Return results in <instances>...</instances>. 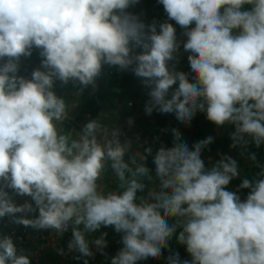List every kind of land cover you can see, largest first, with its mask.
<instances>
[{
	"label": "clouds",
	"instance_id": "obj_1",
	"mask_svg": "<svg viewBox=\"0 0 264 264\" xmlns=\"http://www.w3.org/2000/svg\"><path fill=\"white\" fill-rule=\"evenodd\" d=\"M138 2L0 0V218L59 236L71 230L67 249L84 264L94 255L90 245L107 255V233L90 238L107 227L122 244L110 264L156 260L164 249L166 264H264V167L240 183L249 189L242 201L227 190L240 174L235 159L222 155L205 167L202 151L213 137L190 148L172 129L171 147L125 159L132 141L121 142L119 128L97 119L80 131L63 127L73 107L52 90L54 81L78 84L79 95L96 89L107 65L131 69L149 89L146 114L174 113L189 126L201 112L217 127L234 126L232 148L264 145V0H158L184 41L172 23L157 31L155 21L146 25L127 11ZM181 44L189 73L169 66ZM33 48L44 70L26 79L17 75L19 62ZM173 237L191 260L171 252ZM0 264H30L10 235H0Z\"/></svg>",
	"mask_w": 264,
	"mask_h": 264
},
{
	"label": "rangeland",
	"instance_id": "obj_2",
	"mask_svg": "<svg viewBox=\"0 0 264 264\" xmlns=\"http://www.w3.org/2000/svg\"><path fill=\"white\" fill-rule=\"evenodd\" d=\"M150 1L151 2L148 3V0H139L137 4L130 6L127 9V11L133 15L138 16L139 19L143 22H146L145 20L148 18V16H143V15L148 14L149 16H152V12L155 9V7L158 8L159 16H167V14L163 9V5L160 4L158 0H150ZM143 7L144 8L148 7V10L144 12L143 11L139 12L141 9L144 10ZM157 26L159 27L158 23ZM176 33L178 40L184 41L187 39L182 34H179L177 30ZM136 51L139 52L140 49H137ZM176 56L177 58L175 60L169 62V66L171 67L174 65L176 71L189 73L190 66L187 60V53H182V44H181V51L177 53ZM41 60L42 58L39 55V50L33 48L31 56L21 57L17 75L22 76L26 79H31V73L34 70L36 69L44 70L41 65ZM3 62L4 61H0V63ZM123 71L124 73H119V74L121 75L129 74L132 77L133 83L130 82L131 84L130 98L132 99L133 105L131 107L127 105V103L129 102V98L128 99L120 98L118 95L115 96L109 92H104L107 90L105 87L107 84L106 82L107 78L105 77L107 75L118 74L113 71V67L104 65L101 76L98 77L96 80V89L94 90L91 85H90V89L91 90L93 89L92 92L96 90L97 92H99L101 90L103 93L102 98L98 100L100 109H99V114L98 116H96L95 119L100 120L110 129L119 128L121 131V136H120L121 142H124L125 140L132 141V150L130 153L126 155L125 159H128L129 156H131L137 151L143 153L144 149L147 147H151L153 151V146H151V143L149 142V137L153 134L157 135L156 142L158 143V145L161 144V146L171 147L173 141L172 129H177L181 134L182 142L187 143L191 148V146L196 142L194 139H190L188 130L191 128V126H189L188 128L179 126V124L174 121V118L170 117V115L168 114H161L156 111H153L151 115L146 114L145 105L149 100V96L147 95L149 90L143 86L141 79L136 77L131 71V69L123 70ZM110 72L112 73L110 74ZM189 79L191 80V77H189ZM52 90L55 92V94L58 97L63 98L66 101V103L70 104V107H73L70 109L68 113L69 119L64 122L63 126L69 127V130L71 131L82 130L87 122L88 116L87 115L83 116L81 115L82 113L79 112H82V110L85 109L84 104L85 102L87 103L89 101L88 98L87 99L85 98L86 96L84 97V99L82 97V95H84L83 94L84 89L82 92H80L79 95H76V93L80 90V86L78 84L74 85L70 81L67 85H62L59 80H55ZM130 118L133 121L131 125H129L128 123ZM201 123L204 124V122ZM201 123L200 125H202ZM212 126L215 127V132L219 133V138L222 137L228 138V140L226 141L228 144H230V146L229 147L227 146L228 148L226 146H222L226 148H222V147L219 148V146L216 147L215 144H218L217 140L213 139V142L208 146V148L202 151L201 158L205 161L206 168H210L216 162V159L218 158L219 160V158L222 155H228L237 161L240 174L238 178H235L230 182V184L227 186V190L236 192L243 201L246 199L249 193V189H239L240 183L245 178L249 180H253L257 178L256 174L261 170V167H264V163L257 160L252 161L251 159H249V155H250L249 152L250 149L255 146L254 143L250 142L246 150L240 148L239 146L236 148L231 147L232 140L230 138V134L234 132L233 125H225L223 127H217L215 124L212 123ZM212 134L213 131L209 130L208 133L204 135V139H206L207 137H212ZM168 139L170 140L167 143ZM246 139L250 140L249 137H246ZM241 152H244V155H241ZM153 166L154 167L152 168V173L154 174L155 165L153 164ZM105 183L108 185L109 188L115 187V185L112 183L110 179V173L106 175ZM27 198H31V197L26 196L25 201L27 200ZM13 200L17 205L25 202L24 197L16 198L13 196ZM7 220L9 222V226L20 227V225L12 223L10 217L8 216H7ZM105 232L107 233L105 239L107 240L108 243L104 252L107 255L101 254L99 251L95 249L94 246L90 245V247H92V251L94 255L92 257L86 258L88 259V264H93L94 262H97V264L110 263L111 258L122 247V244L120 242L121 234L116 233L112 227L102 228L98 232L92 234V237L90 238H98L102 233ZM33 233L35 236H37L36 240L32 242L33 246L17 247L18 251L22 249L24 253L27 254L30 258L33 254V251L37 250L39 256H41L40 264H55L57 260L54 259V256L52 254L54 246H52V242L50 241V238L52 236H55L56 234L51 230H46V231L42 230L41 232L33 231ZM57 247L63 248L64 244L61 243ZM177 252H179L181 258H183V256L187 254L185 247ZM76 256L77 254H73L66 251L64 255H60V258L62 259V257H64L66 260H68L65 262L66 264H84L85 258L77 259ZM164 256L166 255H165V251L163 250L162 256L160 258L156 260L149 259L145 261H139L137 262V264H155L154 262H158V264H165L166 259H164L165 258Z\"/></svg>",
	"mask_w": 264,
	"mask_h": 264
},
{
	"label": "trees",
	"instance_id": "obj_3",
	"mask_svg": "<svg viewBox=\"0 0 264 264\" xmlns=\"http://www.w3.org/2000/svg\"><path fill=\"white\" fill-rule=\"evenodd\" d=\"M111 73L112 72H110V74ZM105 78H107V81H106L107 84L105 86L107 90L104 92H109L115 96L118 95L120 98H126V99L129 98L130 99V97H131L130 96L131 95L130 94V91H131L130 90V86H131L130 82H132V77L129 74L128 75H121L118 73V74L107 75ZM176 86H178V85H176ZM176 86H173V87H176ZM92 90L90 89V85L84 89V92H83L84 95H82V97L84 99V97L86 96L85 98L86 99L88 98L89 101L87 103L85 102V104H84L85 109L82 110V112H79V113H82L81 115H83V116H86V115L88 116L87 122L89 120L95 119L96 116H98L99 109H100L98 100L100 98H102V96H103V93L101 90L99 92H97V90L92 92ZM168 115H170V117L174 118V121L176 123H178L179 126H182L185 128H188L189 126H191V128L188 130L189 135H190V139L197 140V142L200 140H203L204 135H206L209 130L210 131L212 130L213 131L212 137H213V139H216L217 143H218V144H215L216 147L219 146V148H221L222 146H226V147L230 146V144H228L226 141V140H228V138H226V137L219 138V133L215 132V127H213L212 123L206 119V115L204 113L199 112V114H198V112H197L196 115L191 120L189 126H184L183 124H180L176 120L174 113H170ZM78 121H80V120H78ZM201 122H204V124ZM200 123L202 125H200ZM63 127H64L65 131L69 130V127H67V126H63ZM156 139H157V135H155V134H153L149 137V142L151 143V146H153V155L161 147V144L158 145V143L156 142ZM169 140L170 139L167 140V143L169 142ZM153 141H155V142H153ZM220 143H221V145H220ZM226 147H222V148H226ZM252 153H254L256 155L257 161L258 160L264 161V145H261L259 148H257L256 146L252 147L250 149L249 154H252ZM216 161H218V158L216 159ZM145 162H146V166L149 167L152 171V168L154 167L153 163H152V156H148V158ZM141 194L142 193H138V195H141ZM18 214H16V215H18ZM2 219L9 226L7 216H5ZM0 231H1L0 233L5 234L8 231V229L4 228L3 225L0 224ZM169 248L171 249V252L174 253V252H177V251L183 249L184 246L177 244L175 237H173V239L171 241H169ZM164 251H165V255H166V256H164L165 257L164 259H166V257L170 254V252L168 249H164ZM181 260H191V257L187 253L185 256H183V258H181ZM154 263L158 264V262H154ZM107 264H110V263H107Z\"/></svg>",
	"mask_w": 264,
	"mask_h": 264
},
{
	"label": "built area",
	"instance_id": "obj_4",
	"mask_svg": "<svg viewBox=\"0 0 264 264\" xmlns=\"http://www.w3.org/2000/svg\"><path fill=\"white\" fill-rule=\"evenodd\" d=\"M113 71L120 73L123 70H120L118 67H113ZM127 105L131 107L133 104L130 101L127 103ZM6 190L9 191L11 195V190L10 189H6ZM14 197H21V196H14ZM23 197L25 201L26 196H23ZM26 201L32 202L31 198H27ZM20 215H23V214L19 213L17 216H20ZM36 215H38V211L36 213H29L28 218H34ZM0 224H2L4 228L8 229V231L5 234L0 233V235L12 236L14 243L16 244L17 247L33 246L32 242H34L37 238V236L34 235L33 231L34 232L42 231V230H35L31 227H24L23 225H20V227L19 226L11 227V226H8V224L5 221H3L2 218H0ZM70 236H71V230H69L68 232H65L62 236H59L56 234L55 236H52L50 238V241L52 242V246H54L52 254L54 256V259L57 260L56 264H66L65 263L66 259L64 257H62L61 259L60 255H64L65 252L68 251L67 241L70 240ZM61 243L64 244V247L58 248L57 246L60 245ZM61 250H63L62 253H61ZM40 261H41V256H39V253L37 250H34L32 256L30 257V264H40Z\"/></svg>",
	"mask_w": 264,
	"mask_h": 264
},
{
	"label": "crops",
	"instance_id": "obj_5",
	"mask_svg": "<svg viewBox=\"0 0 264 264\" xmlns=\"http://www.w3.org/2000/svg\"><path fill=\"white\" fill-rule=\"evenodd\" d=\"M151 1L150 0H148V3H150ZM146 10H148V7L146 8H144V10L143 9H141L139 12H144V11H146ZM140 16V15H139ZM143 16H148V18L145 20L146 22H144L146 25H148V24H151V23H153L154 21L156 22V24L158 23V24H160V22H165V21H168V18H167V16H159V13H158V8L157 7H155V9L153 10V12H152V16H149L148 14H145V15H143ZM169 23H172L173 24V26L176 28V30H177V32L179 33V34H182V32H183V30L181 29V27L179 26V25H177L176 23H175V21H168ZM157 30L159 31V27L157 26ZM179 53V52H178ZM120 73H124V71L123 72H120ZM125 75V74H124ZM134 100V99H133ZM132 102V99L130 98L129 99V102ZM196 142H197V140H195ZM135 145V144H134ZM133 155V154H132ZM258 161H260V162H262V163H264V161H261V160H258ZM72 238V236H70V239ZM67 242H69V240L67 241ZM69 252V251H68ZM70 253H73V252H70ZM73 254H76V253H73ZM66 261H68V260H66ZM94 261V260H93ZM92 261V262H93ZM93 264H97V262H94Z\"/></svg>",
	"mask_w": 264,
	"mask_h": 264
}]
</instances>
